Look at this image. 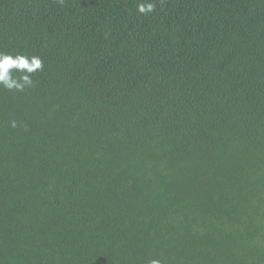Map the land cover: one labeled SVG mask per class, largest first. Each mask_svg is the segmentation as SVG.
Masks as SVG:
<instances>
[{"label": "trees", "instance_id": "obj_1", "mask_svg": "<svg viewBox=\"0 0 264 264\" xmlns=\"http://www.w3.org/2000/svg\"><path fill=\"white\" fill-rule=\"evenodd\" d=\"M139 2L0 0V264H264V0Z\"/></svg>", "mask_w": 264, "mask_h": 264}, {"label": "clouds", "instance_id": "obj_2", "mask_svg": "<svg viewBox=\"0 0 264 264\" xmlns=\"http://www.w3.org/2000/svg\"><path fill=\"white\" fill-rule=\"evenodd\" d=\"M155 8L152 0H140L137 4V12L149 14ZM43 62L37 55L28 56L25 54H11L0 52V88L8 91L23 92L26 87L33 85L32 73L42 70ZM10 126L15 128L16 121L10 122ZM148 264H161L159 259H150Z\"/></svg>", "mask_w": 264, "mask_h": 264}]
</instances>
